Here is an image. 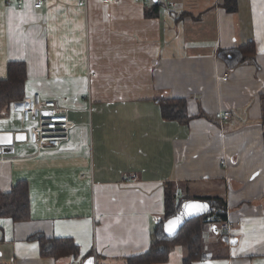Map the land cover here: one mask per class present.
<instances>
[{"label":"crops","instance_id":"1","mask_svg":"<svg viewBox=\"0 0 264 264\" xmlns=\"http://www.w3.org/2000/svg\"><path fill=\"white\" fill-rule=\"evenodd\" d=\"M37 1L0 0V80L24 63V97L56 100L76 127L40 150L21 115L0 118V195L27 181L31 210L0 218V264H126L150 250L168 186L227 205L230 240L206 226L210 259L194 264H264V0ZM250 44L234 69L219 59ZM166 99L192 120H164ZM34 234L78 253L44 257ZM185 256L177 246L163 264Z\"/></svg>","mask_w":264,"mask_h":264},{"label":"trees","instance_id":"2","mask_svg":"<svg viewBox=\"0 0 264 264\" xmlns=\"http://www.w3.org/2000/svg\"><path fill=\"white\" fill-rule=\"evenodd\" d=\"M253 50L252 44L245 48L233 50H221L219 59L226 62L229 68L249 61L246 51ZM252 56L254 51H251ZM252 62L253 59H250ZM8 77L0 80V118L5 116L13 102L24 98L25 84L27 79V68L24 63H9ZM164 120L189 123L192 119L188 116V105L185 99L159 100ZM166 214L164 221L155 227L152 233V244L150 250L140 256L129 257L126 264H163L169 261L170 254L175 247L186 249L184 264L210 259V254L204 248V229L208 225L226 226L227 205L219 198L198 199L211 205L208 215L199 217L187 223L175 238H168L164 233V224L174 217L181 209L183 202L189 199L179 200L175 192L168 186L166 189ZM0 218H8L14 222H26L31 218L29 184L27 181L18 182L9 193L0 195ZM221 238L229 241V235L219 230ZM30 241L39 242L41 253L44 257L62 259L77 255V248L70 240L49 239L43 234H34L28 238Z\"/></svg>","mask_w":264,"mask_h":264},{"label":"built area","instance_id":"3","mask_svg":"<svg viewBox=\"0 0 264 264\" xmlns=\"http://www.w3.org/2000/svg\"><path fill=\"white\" fill-rule=\"evenodd\" d=\"M89 0H79V7H85ZM114 0H103L104 3H112ZM43 0H38L34 7L42 8ZM22 1H19V8ZM227 78H225L226 80ZM11 110L22 116L26 123L32 126L28 133L30 142L40 150L58 149L71 140V133L76 124L68 116V109L59 105L56 100H47L40 93L27 95L21 101L13 102ZM230 111L215 114L219 121L231 119ZM224 233L230 234L232 226L227 223Z\"/></svg>","mask_w":264,"mask_h":264},{"label":"water","instance_id":"4","mask_svg":"<svg viewBox=\"0 0 264 264\" xmlns=\"http://www.w3.org/2000/svg\"><path fill=\"white\" fill-rule=\"evenodd\" d=\"M15 139H17L18 142H24L27 140L26 134H18L15 136ZM191 205H199L200 207H190ZM211 210V205L202 200H187L183 202L180 211L164 224L165 235H167L168 238L177 237L178 233L187 223L208 215ZM173 221H175L174 224ZM214 230L217 232L216 227H214Z\"/></svg>","mask_w":264,"mask_h":264},{"label":"snow or ice","instance_id":"5","mask_svg":"<svg viewBox=\"0 0 264 264\" xmlns=\"http://www.w3.org/2000/svg\"><path fill=\"white\" fill-rule=\"evenodd\" d=\"M190 207H200L199 205H191ZM175 223V221H173V224Z\"/></svg>","mask_w":264,"mask_h":264}]
</instances>
